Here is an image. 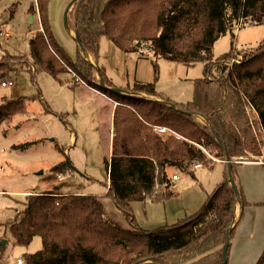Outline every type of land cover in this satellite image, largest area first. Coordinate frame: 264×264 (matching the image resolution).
Listing matches in <instances>:
<instances>
[{
  "label": "trees",
  "instance_id": "16d2710c",
  "mask_svg": "<svg viewBox=\"0 0 264 264\" xmlns=\"http://www.w3.org/2000/svg\"><path fill=\"white\" fill-rule=\"evenodd\" d=\"M50 2L36 0L30 8L41 23L31 40V63L24 56L4 55L0 81L24 69L45 71L74 89L81 80L117 103L112 155L105 162L106 184L133 227L123 228L111 219L97 195L63 193V185L51 192H34L26 197L22 219L11 224L20 245L41 237L42 248L26 253L25 264H222L227 232L235 224L231 239L239 223L236 206L241 203L242 218L249 205L238 182V162H264V39L252 51L237 50L232 42L230 51L216 59L213 49L228 33L234 40L237 29L264 25V0H79L74 4L69 13L71 29L108 87L115 86L99 63L103 36L126 53L148 48L156 59L204 63V76L194 81L192 100L179 104L162 98L177 108L102 88L96 67L79 46L73 61L55 39ZM241 54L242 60L234 62ZM153 63L152 83H136L124 90L159 96V67ZM25 110L24 98L3 99L0 127ZM205 118L209 123L201 120ZM157 126L174 133L162 136ZM228 159L239 196L229 183ZM218 162L225 164L224 180L196 213L153 230L136 224L133 203L163 202L177 195L171 170L196 178L195 164L211 169ZM73 168L67 158L53 171L62 176ZM230 247L231 243L227 258ZM256 264H264V252Z\"/></svg>",
  "mask_w": 264,
  "mask_h": 264
},
{
  "label": "rangeland",
  "instance_id": "374dc122",
  "mask_svg": "<svg viewBox=\"0 0 264 264\" xmlns=\"http://www.w3.org/2000/svg\"><path fill=\"white\" fill-rule=\"evenodd\" d=\"M71 1L51 0L49 20L55 39L71 60L76 61L78 44L65 24V11ZM35 3L36 0L0 1V29L5 28L8 33L7 36H0V61L4 55H11L24 56L31 63V40L41 30L39 14L30 11ZM67 23L71 28L70 16ZM235 34L234 40L228 33L216 42L213 49L215 59L230 51L232 42L237 50H254L252 48L264 39V25L246 26L237 29ZM99 58L106 77L115 86L112 88L119 89L136 83H152L156 78L153 63L156 62L159 67L156 81L158 95L179 104L192 100L194 81L204 76L203 62L185 64L156 59L151 54L126 53L107 36L101 39ZM242 58L241 54L233 61L237 63ZM96 76L99 80L97 73ZM6 80H13L15 85L3 88L0 81V102L5 98H24L26 110L0 127V241H5L0 252V264H14L26 253H35L42 248L40 236H35L28 246H24L16 242L11 230V224L22 219L27 195L34 192H51L63 185L60 188L63 193L98 194L106 214L115 222L120 221L118 224L122 226L128 224L129 221L116 207L113 196L108 194L106 184L105 162L110 158L109 129L113 100L91 88L81 86L74 89L71 84L62 85L45 71L24 69L14 72ZM79 83L86 85L81 80ZM121 94L145 99L157 97L130 91ZM67 158L74 168L59 177L53 168ZM171 172L177 173L180 181L174 189L177 192L174 198L177 199L166 208L170 216L180 211V207L193 202L195 184L191 176L174 170ZM148 202H139L133 209L140 227L153 230L168 225L170 222H163L164 202H155L150 213L149 204L144 206ZM236 232L231 238L229 264L235 250L245 248L251 242L250 238H237Z\"/></svg>",
  "mask_w": 264,
  "mask_h": 264
},
{
  "label": "crops",
  "instance_id": "0c3cea01",
  "mask_svg": "<svg viewBox=\"0 0 264 264\" xmlns=\"http://www.w3.org/2000/svg\"><path fill=\"white\" fill-rule=\"evenodd\" d=\"M69 33L72 35L75 34L73 29H71V32ZM81 86L90 89V87L87 85H79V87ZM91 89L100 95L107 96L96 89L93 88ZM162 98L163 97L159 95L155 99L162 101L163 100ZM116 105L117 103L113 101L111 117H110V129H109L110 156L112 155V140L114 136L113 122H114V111ZM218 165L219 168H216V166ZM207 169L210 168L203 167L202 169L195 170L196 178H193V181L195 182V184H193V202H191L189 206L186 205L180 207L179 208L180 211H178L177 213L174 212V214L170 216L169 213L168 214L166 213V208L170 206L172 202L177 198L173 197L174 199L171 198L163 201L164 204L166 205V207L164 206V208H162L164 212L163 222L165 221L170 222L168 223V225L175 224L179 220H182L196 213L206 203L210 194L224 180L225 164L223 162H218L213 168H211L212 171L210 172L206 171ZM174 174L175 173H173V175ZM237 176H238L239 185L241 186L244 193L245 201L249 203V205L244 209V214L242 218H241V211H242L241 203L239 202L236 206L235 220L236 222H239L237 228L238 229L240 228L239 231L236 228L237 238H250L251 242L245 248L239 247L237 250H235L234 254L232 255V260L230 264H256L259 261L264 251L263 249L264 248V162L255 159L239 161L237 167ZM179 181L180 179L174 182V189L176 188L175 184L178 183ZM185 190L187 189H184L183 191ZM96 195L98 196V194ZM137 203L139 202L133 203L132 205L133 209L136 207ZM154 203H155L154 201H149L147 204L144 205L145 207H147L146 205L149 204L148 206L149 213L152 211V208L155 206ZM257 214L261 215V217L257 216ZM136 224L140 226L137 222V219H136ZM122 227L126 229H131L133 225L130 222H128V224H125ZM148 230H152V229H148ZM239 258L241 259L240 261H238ZM228 264H229V259H228Z\"/></svg>",
  "mask_w": 264,
  "mask_h": 264
},
{
  "label": "water",
  "instance_id": "95a60500",
  "mask_svg": "<svg viewBox=\"0 0 264 264\" xmlns=\"http://www.w3.org/2000/svg\"><path fill=\"white\" fill-rule=\"evenodd\" d=\"M79 1V0H72L70 2V4L68 5L66 11H65V24H66V27H67V30L68 32H71V28L68 27V23H67V19H68V16H69V12L72 10V7L74 6V4ZM72 35V34H71ZM73 38L75 39V41L77 42V44L79 45V48L84 56V58L86 60H88L89 62H91L95 67H96V71H97V74H98V77H99V84L102 88H108L110 90H112L113 92L115 93H127L128 91L127 90H124V89H119V88H112V87H108L100 73V70L99 68L97 67V64H95V62H93L92 60V56L85 50V48L82 46V43H81V40L79 38V35L77 32H75L74 35H72ZM138 46H140V43L138 44ZM164 103L168 104L169 106H172L174 108H177L175 104L169 102V101H165V100H162ZM205 121L207 123H209V120L205 118ZM220 145L222 146V148L225 150L224 146L222 145V143L220 142ZM227 164H228V173H229V183L232 185L235 193L237 196H239V189L237 187V183L234 179V176H233V166H232V163L231 161H229V159L227 160ZM235 224L228 230L227 232V235H226V241H225V244L223 245V252H222V257H223V261H222V264H228V258H227V254H228V249H229V246H230V243H231V239H230V236H231V231L232 229L234 228ZM0 246L4 247L5 246V241H0ZM152 261V260H150Z\"/></svg>",
  "mask_w": 264,
  "mask_h": 264
},
{
  "label": "built area",
  "instance_id": "2783aa9c",
  "mask_svg": "<svg viewBox=\"0 0 264 264\" xmlns=\"http://www.w3.org/2000/svg\"><path fill=\"white\" fill-rule=\"evenodd\" d=\"M7 36L8 33L6 32V29L5 28H1L0 29V36ZM141 53H144V54H151V51L148 49V48H145V49H142ZM15 85L14 81L13 80H6V81H3L1 82V87L3 88H10V87H13ZM156 131L158 132V134L160 135H167V134H172L174 133L172 130H170L169 128L167 127H163V126H157L156 127ZM195 169H202L203 168V165L200 164V163H197L194 165ZM59 177H62L61 175H59ZM180 179V177L177 175V174H174L173 175V180L174 181H178ZM157 189L160 190V186L157 185ZM15 264H25L24 262V259L23 258H18L15 262Z\"/></svg>",
  "mask_w": 264,
  "mask_h": 264
}]
</instances>
